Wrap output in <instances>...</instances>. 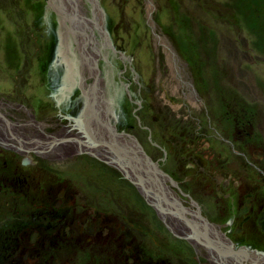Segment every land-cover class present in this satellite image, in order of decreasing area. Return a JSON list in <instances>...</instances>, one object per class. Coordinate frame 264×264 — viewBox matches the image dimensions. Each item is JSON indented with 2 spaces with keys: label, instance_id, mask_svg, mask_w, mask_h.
Wrapping results in <instances>:
<instances>
[{
  "label": "rangeland",
  "instance_id": "obj_1",
  "mask_svg": "<svg viewBox=\"0 0 264 264\" xmlns=\"http://www.w3.org/2000/svg\"><path fill=\"white\" fill-rule=\"evenodd\" d=\"M81 6L86 18L96 24L85 33L73 35L57 0H0L1 94L27 93L47 103V93L40 90L33 76L39 59L45 66L42 78L63 80L58 88L60 96H55L60 106H66L68 100L72 107L83 106L81 124L86 133L79 126L75 131L89 137L92 146L112 145L102 148L98 158H90L73 146L72 152L64 147L59 150L65 161L54 169V174L72 185L73 194H142L151 188L134 180V173L145 174L151 180L155 174L163 192H168L173 187L161 174L166 165L155 162V152L164 159L162 150L169 148L174 139L170 132L175 136L182 123L191 128V118L199 119L195 116L199 113L202 119L196 121V126L203 125L205 111L210 116L218 115L227 110L229 102L254 112L253 129L261 138L264 0H81ZM229 16L237 25L234 20L228 22ZM160 29L172 43L163 33L171 49L159 43L155 33ZM60 52L67 60L62 72L55 64ZM83 52L96 60L98 74H88L84 69ZM25 79L29 80V90L26 85L22 87ZM77 99L80 101L75 105ZM29 100L32 102L31 96ZM106 117L109 127H102ZM123 125L129 129H120ZM206 127L204 124L200 131L190 130L204 139L206 132L211 133ZM203 145L209 146L205 149L207 157L214 156L216 148H224L221 154L227 153L222 138L205 139ZM117 147L126 150L133 170L122 157L120 164L111 158V151L118 152ZM174 157L177 159V152ZM185 169L182 173H190L192 168ZM48 176L54 177L52 172ZM194 179L183 180L182 187L186 185L189 194H197L192 188ZM247 182L253 184V179ZM36 225L39 232L50 231L47 224ZM58 249L62 252L57 264H103L100 257H87L90 252L79 242Z\"/></svg>",
  "mask_w": 264,
  "mask_h": 264
},
{
  "label": "flooded vegetation",
  "instance_id": "obj_2",
  "mask_svg": "<svg viewBox=\"0 0 264 264\" xmlns=\"http://www.w3.org/2000/svg\"><path fill=\"white\" fill-rule=\"evenodd\" d=\"M57 59L62 72L67 60L61 52ZM37 61L33 76L47 93V103L35 95H30V102L27 93L0 92V264H57L62 252L58 247L77 242L90 252L87 257H100L103 264H264V126L259 138L253 111L232 102L218 115L205 111L204 124L211 133L206 132L204 139L192 132L204 127L196 126L201 113L195 114L199 119L190 117L191 128L182 123L175 136L170 132L174 139L162 150L164 159L157 152L153 156L157 164L165 162L161 174L173 187L168 192H163L155 174L151 180L134 173V180L152 189L142 194H73L72 185L54 174L65 161L59 150L72 152L73 146L98 158L102 148L112 145L81 141L85 136L75 129L86 133L81 124L83 106L72 107L68 100L61 107L55 96H60L63 80L42 78L45 66ZM259 118L264 123V116ZM109 121L106 117L102 127H109ZM221 138L227 153L216 148L214 156L207 157L204 140ZM117 148L118 152L111 149V158L120 164V157L127 158L126 150ZM128 165L133 170L132 163ZM189 167L190 173H182ZM193 179L197 194L182 187L183 180ZM37 223L47 224L50 231L39 232Z\"/></svg>",
  "mask_w": 264,
  "mask_h": 264
},
{
  "label": "bare ground",
  "instance_id": "obj_3",
  "mask_svg": "<svg viewBox=\"0 0 264 264\" xmlns=\"http://www.w3.org/2000/svg\"><path fill=\"white\" fill-rule=\"evenodd\" d=\"M57 1L60 2V7L62 9L61 12L64 13L65 18L69 21L71 34L76 35L77 33H81V32L85 33L86 31H88L90 29V27L95 26L96 23H93L86 18L85 13L82 10L81 0H57ZM147 16H148V14H147ZM96 18H98V17L95 16L94 19H96ZM98 19H97V21H98ZM152 20L154 21V18H152ZM157 32H158V34L155 33V35H156L159 43L164 47V49H165V46H168V49H171L170 47H171L172 43L168 39L165 32L163 31V33L166 36L163 33H161V29H160V32H159V30ZM162 34L166 37V39L171 44L169 42H165V39H164ZM172 50L174 52H177L176 48H172ZM87 53L88 52H83V58H84V63H85L84 69L88 72V74H93V75L98 74L99 70H98L96 60L91 58L90 56H88ZM173 61H174V59H173ZM174 63H175V61H174ZM176 68H177V66L175 67V64H174V67H172V69H174L175 72H176ZM82 72H83V70H82ZM89 72H91V73H89ZM88 100H91L90 96H88ZM104 124L106 125L107 123L104 122ZM88 139H89V137H86V138H84V140H81V141L83 142V141H86ZM89 141L90 140H88V142ZM93 155L98 157L96 154H93ZM125 156H126V153H125ZM125 160L128 162L131 161V159H128V158H126Z\"/></svg>",
  "mask_w": 264,
  "mask_h": 264
},
{
  "label": "trees",
  "instance_id": "obj_4",
  "mask_svg": "<svg viewBox=\"0 0 264 264\" xmlns=\"http://www.w3.org/2000/svg\"><path fill=\"white\" fill-rule=\"evenodd\" d=\"M229 17H231V19H229ZM229 17H228V22L232 23V20H234V24L237 25L236 20L232 16H229Z\"/></svg>",
  "mask_w": 264,
  "mask_h": 264
}]
</instances>
